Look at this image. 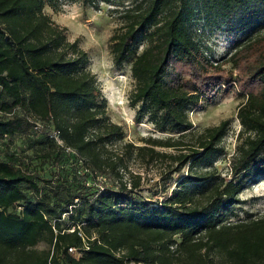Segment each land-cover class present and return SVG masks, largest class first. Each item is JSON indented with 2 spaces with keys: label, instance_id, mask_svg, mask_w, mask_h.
Listing matches in <instances>:
<instances>
[{
  "label": "trees",
  "instance_id": "16d2710c",
  "mask_svg": "<svg viewBox=\"0 0 264 264\" xmlns=\"http://www.w3.org/2000/svg\"><path fill=\"white\" fill-rule=\"evenodd\" d=\"M81 1L119 13L110 51L114 66L130 65L133 122L165 136L124 142L87 53L44 13L58 0H0V140L37 134L38 123L48 130L31 144L48 148L40 157L69 149L79 162L40 177L33 158L4 154L0 264H264V216L236 213L242 191L264 179V0ZM203 20L245 33L221 62L196 39ZM223 88L245 96L229 178L215 166L228 120L195 131L189 119ZM133 165L162 166L161 201L139 197L143 177Z\"/></svg>",
  "mask_w": 264,
  "mask_h": 264
},
{
  "label": "rangeland",
  "instance_id": "374dc122",
  "mask_svg": "<svg viewBox=\"0 0 264 264\" xmlns=\"http://www.w3.org/2000/svg\"><path fill=\"white\" fill-rule=\"evenodd\" d=\"M58 1L60 5L56 10L46 5L44 13L56 24L65 27L68 39L70 41L77 40L80 48L87 53L89 58L88 69L95 75L98 86L107 100V113L110 120L122 126L125 132L124 142L143 146L144 143L141 140L144 138L165 136L155 132L153 127L146 121L141 124L133 122L135 109L130 106V96L134 89V81L131 77L130 65L114 66L110 51L111 38L123 29V21L120 19L119 13L111 6L105 4H100L99 9L95 10L89 5H85L81 0L74 2ZM194 32L196 39L200 42L206 54L218 62H221L222 58L229 55L235 41L245 36L244 32H227L223 25L207 24L205 20L194 23ZM145 46H140L139 51ZM223 68L228 77L235 78L237 76V71L231 68L229 64L223 66ZM224 92L225 88L220 90L215 96L212 105L202 103L200 107L191 110L189 119L195 131H201L228 120L229 129L222 142L225 147V155L216 161L215 166L223 176L229 178L232 156L237 153V147L242 141L238 136L240 125L236 114L238 107L245 102V96L239 94L236 90L227 95ZM41 127L40 124L36 123L34 130L37 134L29 132L13 139L0 140V160L3 159L6 153L16 154L26 160L33 158L32 168L40 177H46L51 170L59 168L61 164L68 169H74V166H78L79 162H77L73 152L69 149H64L61 153L60 149L54 148L56 153L58 152L57 157L53 155L55 152L52 154L53 158L51 159L40 157L41 154L47 152L48 148L41 147V149H36L31 144L39 135L48 132L46 128ZM55 142L57 147L62 146L57 139ZM157 150L159 152H171L169 150ZM161 168L162 166H158L157 169L153 168L146 171L139 168L138 165H133L132 167L135 173L143 177L137 193L142 200L148 203H154L157 200L161 201L164 198L165 193L159 182V174L161 172L159 169ZM70 173H72V178L74 172ZM84 174L85 171L83 169H79L77 172V176ZM99 180L100 182L104 181L101 178ZM239 199L241 203L236 206V213L239 217H245V213L257 217L264 216V179H259L243 190ZM42 247L43 244L39 245V248Z\"/></svg>",
  "mask_w": 264,
  "mask_h": 264
},
{
  "label": "built area",
  "instance_id": "2783aa9c",
  "mask_svg": "<svg viewBox=\"0 0 264 264\" xmlns=\"http://www.w3.org/2000/svg\"><path fill=\"white\" fill-rule=\"evenodd\" d=\"M51 137H53L55 140L57 139V134L56 133H52L51 134ZM58 140V139H57ZM68 252L71 254V255H75L77 252L74 248H69L68 249Z\"/></svg>",
  "mask_w": 264,
  "mask_h": 264
}]
</instances>
